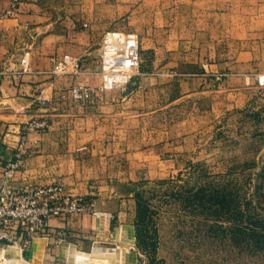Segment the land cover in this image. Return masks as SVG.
<instances>
[{
    "label": "rangeland",
    "instance_id": "1",
    "mask_svg": "<svg viewBox=\"0 0 264 264\" xmlns=\"http://www.w3.org/2000/svg\"><path fill=\"white\" fill-rule=\"evenodd\" d=\"M36 1L78 45L51 58L80 67L50 73L69 85L43 89L25 120L65 127L47 132L31 182H62L90 204L69 219L87 215L84 250L96 209L113 212L112 235L133 226L135 264H264V0ZM108 30L137 34L140 66L104 90ZM76 84L88 93L76 98ZM51 237L44 263L62 264L66 236Z\"/></svg>",
    "mask_w": 264,
    "mask_h": 264
},
{
    "label": "crops",
    "instance_id": "2",
    "mask_svg": "<svg viewBox=\"0 0 264 264\" xmlns=\"http://www.w3.org/2000/svg\"><path fill=\"white\" fill-rule=\"evenodd\" d=\"M11 1L0 0V69L6 70L0 80V161L3 162L13 158L20 137L18 127L34 112L39 93L44 89L43 92L53 98L58 93V89L68 84H65L68 79L50 78L48 71L53 66L51 57L62 55L73 46H78L74 42H69L76 41L75 38L72 39L75 34L64 26L63 20L59 18L52 20V16H49L36 0H27L26 6H20L19 10L13 13L8 11ZM27 51H30L32 69L24 72L20 61ZM47 113L53 115L52 111ZM64 128V126H50L48 131L54 129L62 132ZM44 131L29 133L32 153L26 159L25 169L17 176V183L39 180L40 168L34 165L41 159L50 157V154H44L47 148L44 138L48 132ZM92 211L93 215L89 214L91 223L89 231L92 230L97 235L100 215L108 211L101 212L96 209ZM108 213L113 216V212ZM76 219V222L69 221L65 216L51 219L55 229L63 231L66 236L58 243V256L62 261L67 259L72 262L67 257V248L71 244L78 250L87 251L84 250L85 241L77 238L85 230L87 215L85 213ZM124 225L131 224L122 223L120 226ZM118 227L116 226L115 229ZM53 237L48 239L47 246L53 241L51 240ZM36 242L37 239L25 251L27 256L35 250Z\"/></svg>",
    "mask_w": 264,
    "mask_h": 264
},
{
    "label": "built area",
    "instance_id": "3",
    "mask_svg": "<svg viewBox=\"0 0 264 264\" xmlns=\"http://www.w3.org/2000/svg\"><path fill=\"white\" fill-rule=\"evenodd\" d=\"M101 53V88L104 90L127 83L132 74L138 71L139 39L135 33L108 30L103 36ZM52 63L53 66L48 71L52 74L68 71L67 64H71L75 71L80 67V59L71 55L61 61L52 58ZM20 64L24 72L32 69L30 51L24 53ZM5 72V69H0V80ZM260 83L264 85L262 76ZM72 92L76 98L88 93L83 85L78 84L73 87ZM48 126L47 119H41L40 116L23 122L18 127L20 137L13 158L0 161V242L5 247L17 246L25 252L35 239L51 238L56 231L51 224L52 218L65 216L69 220L91 208L83 197L73 194L62 182L17 183V176L25 169L26 159L32 153L29 133L44 131ZM62 233L64 232L59 230V234ZM62 264L80 263L63 259Z\"/></svg>",
    "mask_w": 264,
    "mask_h": 264
},
{
    "label": "bare ground",
    "instance_id": "4",
    "mask_svg": "<svg viewBox=\"0 0 264 264\" xmlns=\"http://www.w3.org/2000/svg\"><path fill=\"white\" fill-rule=\"evenodd\" d=\"M264 80V75H262ZM96 239L89 251L78 250L73 244L67 248L68 259L80 264H135L128 260V251L136 244L125 226H119L117 234L111 232V215H100ZM113 236V237H112ZM48 238H37L35 250L30 256L17 246L2 248L0 264H45L44 257ZM65 252V251H64Z\"/></svg>",
    "mask_w": 264,
    "mask_h": 264
},
{
    "label": "water",
    "instance_id": "5",
    "mask_svg": "<svg viewBox=\"0 0 264 264\" xmlns=\"http://www.w3.org/2000/svg\"><path fill=\"white\" fill-rule=\"evenodd\" d=\"M128 230H129V234L132 238H135V235H134V229H133V226L131 225H124ZM117 230L118 229H115L114 231V235L117 234ZM25 255H26V252H24ZM128 260L131 261V262H134L135 263V255L133 252L131 251H128Z\"/></svg>",
    "mask_w": 264,
    "mask_h": 264
}]
</instances>
